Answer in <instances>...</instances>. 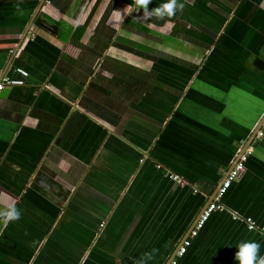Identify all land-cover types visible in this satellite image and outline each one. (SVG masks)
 Returning a JSON list of instances; mask_svg holds the SVG:
<instances>
[{
  "label": "crops",
  "instance_id": "obj_1",
  "mask_svg": "<svg viewBox=\"0 0 264 264\" xmlns=\"http://www.w3.org/2000/svg\"><path fill=\"white\" fill-rule=\"evenodd\" d=\"M178 2L159 19L134 0H0V71L29 73L0 94V211L21 212L0 220V264L264 256V124L194 229L264 115V0Z\"/></svg>",
  "mask_w": 264,
  "mask_h": 264
},
{
  "label": "built area",
  "instance_id": "obj_2",
  "mask_svg": "<svg viewBox=\"0 0 264 264\" xmlns=\"http://www.w3.org/2000/svg\"><path fill=\"white\" fill-rule=\"evenodd\" d=\"M29 77V73L22 67H13L9 71L1 72L0 71V94L7 87H23L25 86V81ZM262 133L259 132L258 136H261ZM250 154L249 150H246L243 154L240 155L238 161L234 165L233 169L228 173L225 180L222 182L221 186L217 190L213 201L202 211L196 225L195 230H200L203 228L204 224L207 222L209 217L214 211L220 210L223 208V205L220 203V199L225 195L227 190L230 188L233 182H235L244 170V163ZM174 179L177 177L173 176ZM197 192V191H195ZM249 228L254 230V227L250 224ZM264 241V237H263ZM190 246L188 240L184 241L180 249L178 250V256L184 255L187 248ZM170 264H176L175 261H171Z\"/></svg>",
  "mask_w": 264,
  "mask_h": 264
},
{
  "label": "clouds",
  "instance_id": "obj_3",
  "mask_svg": "<svg viewBox=\"0 0 264 264\" xmlns=\"http://www.w3.org/2000/svg\"><path fill=\"white\" fill-rule=\"evenodd\" d=\"M136 8L143 10V15L146 18H150L153 15L159 19L165 17H174L177 11H183L185 4L179 3L178 0H168L167 3L161 6L149 10V5L152 0H134ZM116 15L119 16V11H116ZM21 217V212L14 206L7 208L5 211H0V220H2L4 227H7L9 222L17 221ZM260 245L255 241H243L238 245V251L235 259L239 264H264V256L259 254Z\"/></svg>",
  "mask_w": 264,
  "mask_h": 264
},
{
  "label": "water",
  "instance_id": "obj_4",
  "mask_svg": "<svg viewBox=\"0 0 264 264\" xmlns=\"http://www.w3.org/2000/svg\"><path fill=\"white\" fill-rule=\"evenodd\" d=\"M44 1H45V0H42V3H43ZM24 36H25V35H24ZM23 38H24V37H23ZM23 38H22V39H23ZM21 41H22V40H21ZM21 41H20V42H21ZM263 124H264V115H263V117H262V119H261L259 125L255 128L254 132H253L252 135L250 136V138H249V140H248V143H246V146L244 147V149H242V151H240L238 157H236V159H235L234 163L232 164L231 168L228 170V173L233 169L234 165H235L236 162L238 161L239 156H240V155L243 153V151L249 146V144H250V143L252 142V140L255 138L257 132L260 131V129H261V127H262ZM228 173H227V175H228ZM227 175L224 176V178L222 179V181H221L220 184L218 185V189H219V187L221 186L222 182H223V181L225 180V178L227 177ZM218 189H217V190H218ZM208 205H209V203H208ZM208 205H207V206H208ZM205 208H206V207H205ZM199 217H200V216H199ZM167 264H169V263H167Z\"/></svg>",
  "mask_w": 264,
  "mask_h": 264
}]
</instances>
